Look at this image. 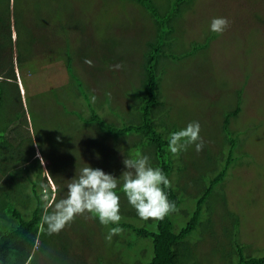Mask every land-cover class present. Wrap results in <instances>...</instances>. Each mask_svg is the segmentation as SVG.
Wrapping results in <instances>:
<instances>
[{
  "label": "rangeland",
  "instance_id": "1",
  "mask_svg": "<svg viewBox=\"0 0 264 264\" xmlns=\"http://www.w3.org/2000/svg\"><path fill=\"white\" fill-rule=\"evenodd\" d=\"M154 2L165 6V0ZM15 10L11 19V33L13 44L19 33L18 46L8 52L6 49L0 50L3 54L0 57L5 66L12 59L17 64L19 56L26 58L29 69L19 72L20 81L17 78L22 108H27L26 97L30 95L25 84L24 87L21 85L23 80L33 86L30 92L56 89L60 85L63 87L59 89V97H52L47 104L39 103L37 98L30 100L35 107L32 111L34 119L29 117L28 125L21 123L26 131L23 136L27 138L30 135L33 146L36 143V156H41L45 167L41 165L40 171L35 169L36 164H31L30 169L24 167L26 163H21L20 158L22 151H18L20 165L16 174H13L15 168L7 176L0 169V199L4 194H15V200L5 198V202L29 212L30 205L24 194L33 196L35 189L36 194L46 199L42 184L46 183L44 173L49 162L50 177L52 173H57L74 178L88 164L107 172L114 167L116 173L112 175L119 178L125 171V157L141 153L152 160L154 148L148 145L147 137L142 132L132 131L115 136L102 132L96 124L84 126L78 118L74 117L73 120L68 115L65 100L73 103L71 95L76 94L77 83H71L66 63L60 59V53L65 54L62 48L66 41L68 54L72 55L73 71L82 79L80 88L88 91L95 114L119 127L124 123L136 125L139 121L137 107L141 102L137 99L138 95H134V90L139 92L143 89L142 59L148 49L146 42L153 40L155 34L154 22L147 11L133 0H17ZM214 17H226L230 21V26L222 35L210 30ZM170 20L176 28L175 38L170 47H165L164 50L168 52H165V57L159 58L156 65L163 103L158 106L162 118L155 117L154 121L161 119L172 124L164 139L189 122L198 121L200 136L204 141L200 152L195 151L194 145L178 155H173L167 149V158L172 162L169 180L181 187L178 191L180 206L170 214L174 228L178 230L185 224L188 211L195 206L197 179L201 175L200 182L209 178L213 167H219L223 162L215 154L228 152H218L222 138L227 142L223 147L229 146L222 119L238 103L240 110L230 118L229 129L238 140L232 151L237 160L229 169L235 168L234 175L231 179V174H227L223 187L217 186L215 196L212 195L208 204L203 206V216L207 217L210 202L214 210L210 215L213 226L203 228L206 239L204 235L203 241H199L190 251L194 261L198 260L200 264L221 263L222 255L229 254L221 248V245H226L224 236L232 237L229 218L221 213L230 209L240 218L239 238L246 244L247 253L260 254L264 248V0H192L181 9L179 16ZM212 34H215L214 37L204 44L203 41ZM195 41L202 45L193 54L181 58L174 56L184 49H193L192 43ZM27 52H30L29 56ZM47 54L56 57L53 59ZM86 59L92 62L91 66L85 63ZM31 64L35 73L30 72ZM118 64L122 67L113 70L112 66ZM254 73L257 77L253 76ZM239 87H243L242 91L237 90ZM81 95L74 107L82 115L88 116V100ZM5 102L0 114L12 111L9 108H13V105L9 106L8 100ZM18 106L20 108L19 103L16 108ZM71 119L72 130L55 129L60 123H67V120L70 123ZM49 120L51 125L54 123L53 127L45 125ZM1 132L5 130L1 129ZM28 143L29 140L24 143V149L29 154L27 148L31 144ZM39 148L41 152V149H45L46 153H38ZM8 154L4 156L9 159ZM29 158L32 162L33 158ZM8 159L4 161L5 166ZM46 178L52 192L48 202L55 194V199L62 198L66 187L59 189L53 178L47 175ZM119 188L121 220L127 218L132 223L143 221L141 225L155 229L156 220L141 219L128 203L122 188ZM59 192L63 193L62 196H59ZM223 203H227V206H222ZM110 228V224L102 225L88 213L77 216L59 233L60 236L53 234L46 238L45 247L37 250L35 264H52L53 257L54 264H88L96 249L99 251L97 256L105 254L103 262L111 264L110 261H115L116 256L109 246L113 248L112 243L115 246V242L124 234L113 236L109 241L106 237ZM211 230L214 233L210 235ZM120 250V260L125 261V257H130L137 260L134 264H147L152 255V242L141 239L127 250L122 245Z\"/></svg>",
  "mask_w": 264,
  "mask_h": 264
},
{
  "label": "trees",
  "instance_id": "2",
  "mask_svg": "<svg viewBox=\"0 0 264 264\" xmlns=\"http://www.w3.org/2000/svg\"><path fill=\"white\" fill-rule=\"evenodd\" d=\"M133 1L140 4L147 11L155 25L154 38L153 40H149L148 42H146L148 49L143 55L142 59V69H144L143 89H140L139 92L137 90H134V95H138L137 99L139 102H141L137 107L139 112L138 123H135L136 125L124 123L121 127H119L114 125L113 123L105 122L101 119L100 116H97L95 114V111L93 109L95 107L93 106V103L89 101L88 91H85L84 88H80L82 79L73 71L71 63L72 55L70 53L68 54L69 45L66 41H64L62 51L65 54L60 53L62 56L60 59L64 60V62L66 63L67 73L71 79V83H73V81L77 83L76 94H74V96L71 95L73 97V103H70L68 99L65 100L66 106L68 108L67 113L73 118V120L74 117L78 118L81 124H83L84 126L96 124L103 132L112 133L115 136H121L123 134L126 135L132 131H135L136 133L142 132V134H145L147 137L146 140L148 141V145H151L154 148V153H151L153 156V159L151 160L152 166L161 168L166 176L170 179L172 162L167 158L168 139H164V136L166 135V133H168V131H170L172 124L166 123L161 119H159L157 122L154 121L155 117L162 118V114L160 113V109H158V106L163 103V100L160 96V78L159 74H157L156 65L161 56H166L165 52L168 51H165L164 49L166 46L170 47L172 44L171 41L175 38L174 32L176 28L171 23L170 18L179 16L181 13V9L187 6L188 3H190L192 0H165V6H163V3H158L159 5H157L154 0ZM16 5L17 0H0V31H2V37L0 38V50L6 49L7 52L12 47L14 48L15 46H18L17 42L19 40V33H17L16 38L14 39V44L11 33V19L13 16V12H16ZM33 35L36 36V34ZM214 35L215 34L208 36L205 41H203L204 44H207L206 42L208 41V39L214 37ZM192 44L193 49H184L180 51L179 54L173 53L174 56L181 58L193 54L196 48L202 45L196 41ZM27 53L28 54H25L29 56L30 52ZM52 56L53 55L51 54H47V57L53 59L56 57ZM1 61L2 58L0 57V113L7 102H5V100H8L7 104L9 106L13 105V108H9L12 109L10 113L0 114V169L4 172V175L7 176V174L12 171L11 169L15 168L13 174H16V170L19 169L20 158H22L21 163H26L24 167H28L30 169L31 164L33 166L34 164H36L35 169L40 171L42 167L40 162L38 161V158L40 157L36 156V152L34 149V146L36 148L38 147L36 146V143L33 146L30 135H28L27 138L23 136L26 134V131L21 123L24 122L28 125L29 117L30 119H34L32 111L35 107L31 105V103L29 102L30 100L37 98L39 100V103L47 104L52 100V97H59V89L63 86L60 85L56 89L44 88L36 92H30L33 86L29 84V81L25 82L23 80L24 83H21V85L23 84L22 87H24L25 84L28 93H30V95L26 97L28 104L27 108L24 109L19 102L21 93L17 88V78L20 81L19 72L29 69L27 66L28 63L25 62L26 58H21L19 56V58L17 59V64H14L12 59V62H8L7 66L3 65ZM30 72L35 73V71L32 69V64ZM253 76L257 77L256 73H254ZM41 78L43 77L41 76ZM43 81L41 82V84L43 83ZM243 82L245 83V81ZM257 85H260V83H258ZM242 89L243 87L237 88V90L240 91H242ZM81 92L85 93L82 95L83 97H85V99L88 100V116L82 115V113H80L79 110H76L74 107L78 103L80 97L79 95H81ZM17 101L20 105V108L19 106L18 108H16L18 105ZM239 110L240 106L237 103L233 110L226 112L223 116L222 128L223 131L228 135V137H226L225 139L228 141L229 146L223 147V145H226L227 142H225L222 138V143H220L218 152H221L222 150H227L228 152H225V154L215 153L217 155V158L221 160L223 159V162L219 167H213V171L210 172L209 178L207 177L204 180L202 179L200 182L199 179L202 176L201 175L197 179L198 189L196 192L198 196L196 198L194 208L187 213L188 217L185 224L180 229L176 230L174 228V221L170 217V214L163 220H156L155 229H149L141 225L143 221L132 223L127 218L122 219L119 225L110 224L111 227H122L123 232L121 234H124L123 238H120L118 239V242H115V246L112 243L113 248H110L109 246L110 251H112L114 256H116L115 261L112 262L109 260L111 264H134V262H137L136 259H131L130 257H125V261L120 260V248L123 245L124 249L127 250L131 246L138 244L141 239H149L152 242V255L149 262H146L147 264H200L198 260L194 261V255L190 250L193 247L197 246L199 241H203L204 235V240L206 239V233L204 232L203 228L209 229L211 228V226H213L210 215L213 214L214 210L212 209L210 202V209L208 210L209 215L207 217L203 216V206L208 204V200L212 195L215 196L214 190L217 186L223 187L227 174L229 175L230 173L231 179L233 178L235 168L230 171L229 169L237 160V157L233 155L232 151L235 149L236 142L238 140L237 137L233 136L231 130L230 134L229 129H231L230 118L235 117ZM67 121V123H60L59 126L55 129L58 131H68V129L72 130V119L70 120V123L69 120ZM45 125L53 127L54 123H52L51 125V120H49L45 123ZM1 129H4L5 132H1ZM27 132L31 134L30 131ZM27 140H29V143L31 144L30 146L28 143L29 147L27 148L30 155L28 154V152L25 153L24 149L26 148L24 147V143L27 142ZM41 147L44 148L43 146ZM20 150L22 151V155L19 158L18 151ZM41 150L42 152L39 148L38 153H46L45 149ZM12 151L13 153H11ZM5 153H9V159L4 156ZM29 156L33 158L32 162ZM7 159L9 161L7 166H5L4 161ZM35 161L37 163H35ZM49 166L50 162L47 163V170L51 175ZM104 172L115 174L116 169L114 167H111L110 171ZM51 177L54 179L57 187L63 190L72 179V177L68 174L60 175L57 173H52ZM193 183L195 184V181H193ZM42 185L44 186L45 193L43 195L46 196V199H44L42 195L39 196L38 194H36L35 189L33 190V196L30 194H24L26 201L30 205L29 212L21 211L13 203L7 204L5 202V198H8L9 200H15V194H4L0 199V264H35V255L37 253V250L43 249L47 244L45 243L46 238L53 236V234H48L46 227L42 228L41 224L43 215L46 211L49 210L48 208L53 203V201L57 200L58 198L55 199V197H53L49 204L48 200L52 192L48 185ZM121 188L122 184L119 189ZM180 190L181 187L172 182L171 187L165 189V191L168 193V199L175 203L176 209L179 208L181 203V199L178 194V191ZM62 194L63 193L59 192V196H62ZM66 194L67 191H65L63 196H65ZM221 195H224L223 192H221ZM19 196L20 194L17 195L18 198ZM225 201L226 200H224V202ZM223 205L226 207L227 203L226 205L223 203L222 206ZM223 214L225 216H228L229 218L232 227V237L229 238L226 235L224 236L226 239L224 243L226 245H221V248L227 250L229 254L222 255L223 260L219 264H264V248L260 250V254H255L254 252L247 253L246 244L240 241V218L238 217V215L230 209L226 210L225 213H221V215ZM213 233L214 230H211L210 235ZM57 236L60 235L58 234ZM72 243H74L73 240ZM72 246L74 248L73 244ZM97 253H99L98 249H96V252L93 254L94 257L89 259L88 264H106V262H103V257L105 254L103 255L100 253L102 256L100 254H98L97 256ZM72 255L75 256V254L73 253ZM76 259L83 260L82 257H76ZM54 262L55 260L53 257L52 264H54Z\"/></svg>",
  "mask_w": 264,
  "mask_h": 264
},
{
  "label": "clouds",
  "instance_id": "3",
  "mask_svg": "<svg viewBox=\"0 0 264 264\" xmlns=\"http://www.w3.org/2000/svg\"><path fill=\"white\" fill-rule=\"evenodd\" d=\"M229 26L228 18L214 17L210 23V30L222 35ZM85 63L91 66L92 62L86 59ZM121 67L122 65L118 64L112 66V69L119 70ZM200 131L199 122L192 121L184 128L171 132L168 137L169 151L173 155H178L193 145L196 152L202 151L204 141ZM38 157H40L38 158L40 164L44 165L41 156L38 155ZM123 165L125 171L119 178L88 164L83 167L79 175L72 178L66 185L67 194L54 200L49 206L50 210L46 211L42 217V228L46 227L50 235L59 234L77 216L85 213L90 214L91 218L98 219L102 225H119L120 196L117 189L121 187V178L122 191L141 219L159 221L176 211L175 203L168 199V193L165 191L171 187V182L161 168L152 166L148 155L137 153L134 157H125ZM46 175L52 179L47 169L44 173L45 180ZM122 232V227H112L106 239L111 241L113 236L120 235Z\"/></svg>",
  "mask_w": 264,
  "mask_h": 264
},
{
  "label": "flooded vegetation",
  "instance_id": "4",
  "mask_svg": "<svg viewBox=\"0 0 264 264\" xmlns=\"http://www.w3.org/2000/svg\"><path fill=\"white\" fill-rule=\"evenodd\" d=\"M44 184H46V185H47V183H44ZM54 197H55V196H54ZM51 199H53V197H52ZM50 202H51V200H50ZM50 202H49V204H50Z\"/></svg>",
  "mask_w": 264,
  "mask_h": 264
}]
</instances>
